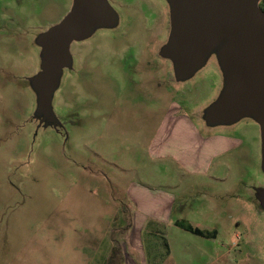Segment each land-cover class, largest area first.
<instances>
[{
    "label": "rangeland",
    "instance_id": "374dc122",
    "mask_svg": "<svg viewBox=\"0 0 264 264\" xmlns=\"http://www.w3.org/2000/svg\"><path fill=\"white\" fill-rule=\"evenodd\" d=\"M108 1L119 23L72 44L47 123L30 82L36 40L73 0H0V264H264L260 125L204 119L225 89L226 41L180 82L161 55L168 1ZM161 138L170 150L194 138L233 143L208 175H192ZM138 186L173 199L172 222L151 219L160 204L126 202Z\"/></svg>",
    "mask_w": 264,
    "mask_h": 264
},
{
    "label": "water",
    "instance_id": "95a60500",
    "mask_svg": "<svg viewBox=\"0 0 264 264\" xmlns=\"http://www.w3.org/2000/svg\"><path fill=\"white\" fill-rule=\"evenodd\" d=\"M167 1L171 33L161 55L172 62L176 79L185 82L226 41L220 53L225 89L204 119L213 126L254 117L262 133L264 171V10L260 0ZM118 23L119 16L108 0H73L69 14L39 35L41 70L30 82L42 121H57L53 98L63 72L72 67V44ZM260 192L264 203V190Z\"/></svg>",
    "mask_w": 264,
    "mask_h": 264
},
{
    "label": "crops",
    "instance_id": "0c3cea01",
    "mask_svg": "<svg viewBox=\"0 0 264 264\" xmlns=\"http://www.w3.org/2000/svg\"><path fill=\"white\" fill-rule=\"evenodd\" d=\"M185 122V120L181 119V126L184 127ZM169 139L170 138H161L160 140V147L164 148L166 151H168L167 149H169L172 144ZM232 143V138H194V140L190 143L192 146L191 148L185 143H179L174 141V146L171 150H169L173 152L172 155L174 157L177 156L180 159V162H186V166L192 175H208L211 171L210 168L212 167L214 162L213 158L230 151L232 149ZM187 152L190 154L191 152H193V157H185V153ZM136 189L137 187L132 190ZM148 191L150 190H147L145 187L140 186L138 190L129 193V195L126 197V202L129 201L137 208L141 206H157L158 204H160L158 210L156 209L151 212V217L154 216V218L151 219H154L156 222H172L171 217L174 214L173 199L167 196L163 197L162 200L159 201L151 197V194ZM151 219L147 218L146 220L148 223L151 224Z\"/></svg>",
    "mask_w": 264,
    "mask_h": 264
},
{
    "label": "trees",
    "instance_id": "16d2710c",
    "mask_svg": "<svg viewBox=\"0 0 264 264\" xmlns=\"http://www.w3.org/2000/svg\"><path fill=\"white\" fill-rule=\"evenodd\" d=\"M262 8H264V6H262ZM188 230H190L191 232H193L196 235H199L200 234V231L199 230H192L191 228L188 229Z\"/></svg>",
    "mask_w": 264,
    "mask_h": 264
},
{
    "label": "flooded vegetation",
    "instance_id": "af4514ba",
    "mask_svg": "<svg viewBox=\"0 0 264 264\" xmlns=\"http://www.w3.org/2000/svg\"><path fill=\"white\" fill-rule=\"evenodd\" d=\"M169 61V60H168Z\"/></svg>",
    "mask_w": 264,
    "mask_h": 264
}]
</instances>
